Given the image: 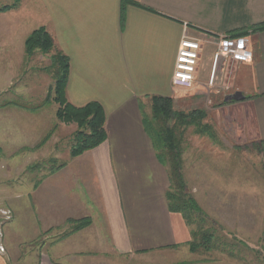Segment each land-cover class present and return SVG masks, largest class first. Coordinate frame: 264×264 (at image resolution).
<instances>
[{
  "label": "crops",
  "instance_id": "1",
  "mask_svg": "<svg viewBox=\"0 0 264 264\" xmlns=\"http://www.w3.org/2000/svg\"><path fill=\"white\" fill-rule=\"evenodd\" d=\"M25 4L21 0L0 15L11 12L14 22L36 20L37 28L51 35L69 61L68 102L100 104L106 140L70 158L36 187L16 192L15 221L6 239L24 241L48 232L46 246L29 264H264V189L250 182L201 191L193 186L196 203L201 207L204 201L215 212L229 240L215 237L208 250L191 251V228L168 210V172L142 121L152 97L170 98L184 113L240 109L251 116L255 138L264 145V32H251L264 23V0H127L123 22L122 0ZM244 32L251 62L224 64L209 85L219 38ZM185 39L201 48L189 89L172 85ZM236 92L244 100L226 103ZM60 126L49 138L54 146L55 131L65 128ZM81 219L89 225L71 231L72 222ZM6 249L0 264H9L12 248Z\"/></svg>",
  "mask_w": 264,
  "mask_h": 264
},
{
  "label": "rangeland",
  "instance_id": "2",
  "mask_svg": "<svg viewBox=\"0 0 264 264\" xmlns=\"http://www.w3.org/2000/svg\"><path fill=\"white\" fill-rule=\"evenodd\" d=\"M20 1L0 0V8L19 5ZM30 1L24 0L25 5L30 6ZM36 28V20L18 18L14 22L11 12L7 17L0 15V247L3 246L0 253H6L7 245L12 248L7 251L9 264L31 263V256L48 242V232L24 241L6 239V230L15 221L12 197L36 187L51 170L70 159L71 138L76 131L75 125L59 123L55 117L57 106L46 101L53 87L48 71L53 53L37 52L32 56L24 53L25 39ZM147 112L150 117V109ZM205 113L202 125L209 127L212 139L197 134L193 127L177 135L188 196L194 200L197 197L192 193L193 186L201 191L205 187L220 188L226 182L233 187L248 186L250 182L264 189V145L255 138L251 116L240 109L225 112L213 109ZM59 125L65 128L55 131L59 143L54 146L55 141L49 138ZM201 207L203 230L220 240H229L215 212L204 201ZM261 234L264 235V225Z\"/></svg>",
  "mask_w": 264,
  "mask_h": 264
},
{
  "label": "trees",
  "instance_id": "3",
  "mask_svg": "<svg viewBox=\"0 0 264 264\" xmlns=\"http://www.w3.org/2000/svg\"><path fill=\"white\" fill-rule=\"evenodd\" d=\"M126 3L127 0H122V22L123 6ZM15 5L1 7L0 13L11 10ZM251 32H264V23L254 26ZM247 34V32H244L232 38L245 37ZM37 52L44 55L53 53L48 70L53 78V87L51 97L47 96L46 101H51L57 106L55 117L59 123L76 126L69 148L70 158L78 157L86 151L97 148L106 140L105 114L102 107L96 102H91L81 107L74 106L68 102L66 85L69 61L56 48L51 35L44 27L33 30L24 42V53L26 56H32ZM205 117L206 113L204 110H193L188 113L175 111L172 100L162 97H152L150 99V117L142 116L144 128L152 140L158 160L168 172L170 183L166 192L168 210L173 213H179L191 228L192 242L190 243V249L193 252L208 250L216 236L212 232L203 230L204 219L201 217V209L186 192L181 171L182 152L177 135H179V131L193 127L197 134L206 135L212 139L209 127L205 124L202 125V120ZM60 167L62 166L55 169ZM55 169L51 170L50 173ZM88 225V219L76 221L73 223V230H79Z\"/></svg>",
  "mask_w": 264,
  "mask_h": 264
},
{
  "label": "built area",
  "instance_id": "4",
  "mask_svg": "<svg viewBox=\"0 0 264 264\" xmlns=\"http://www.w3.org/2000/svg\"><path fill=\"white\" fill-rule=\"evenodd\" d=\"M200 51V44L195 40L185 39L181 42L173 68V86L189 89L194 85ZM251 60L252 53L244 37L219 38L217 50L212 59L208 84L211 85L214 82L224 64L228 62L247 63ZM0 252H3L2 247H0Z\"/></svg>",
  "mask_w": 264,
  "mask_h": 264
},
{
  "label": "water",
  "instance_id": "5",
  "mask_svg": "<svg viewBox=\"0 0 264 264\" xmlns=\"http://www.w3.org/2000/svg\"><path fill=\"white\" fill-rule=\"evenodd\" d=\"M243 99H244V97L242 96V94L239 92H236L233 95H230L229 97H227L225 99V102L226 103H228L230 101L239 102V101H242Z\"/></svg>",
  "mask_w": 264,
  "mask_h": 264
}]
</instances>
